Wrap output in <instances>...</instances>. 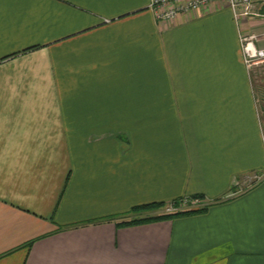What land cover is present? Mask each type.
<instances>
[{
	"label": "crops",
	"instance_id": "0c3cea01",
	"mask_svg": "<svg viewBox=\"0 0 264 264\" xmlns=\"http://www.w3.org/2000/svg\"><path fill=\"white\" fill-rule=\"evenodd\" d=\"M150 2L0 0V264H264V24Z\"/></svg>",
	"mask_w": 264,
	"mask_h": 264
},
{
	"label": "built area",
	"instance_id": "2783aa9c",
	"mask_svg": "<svg viewBox=\"0 0 264 264\" xmlns=\"http://www.w3.org/2000/svg\"><path fill=\"white\" fill-rule=\"evenodd\" d=\"M217 2L225 3L233 12L236 23L241 25L244 19L258 18L264 24V0H151L150 8L155 17L162 21H170L180 14H187L193 10L208 8ZM239 40L245 66L251 68L264 63V46H259L260 36L255 33H246L239 28ZM264 146V138H263ZM255 183L262 180L260 175H253ZM206 205L197 199H182L177 203H170L166 213L181 210L203 209Z\"/></svg>",
	"mask_w": 264,
	"mask_h": 264
},
{
	"label": "trees",
	"instance_id": "16d2710c",
	"mask_svg": "<svg viewBox=\"0 0 264 264\" xmlns=\"http://www.w3.org/2000/svg\"><path fill=\"white\" fill-rule=\"evenodd\" d=\"M164 206V204L159 203V204H149V205H144V206H139L134 208V211H141V210H148V209H157V208H162ZM201 210H186V211H177L175 213H171V214H166V215H160L157 217H151V218H145V219H138V220H131L128 222H121V223H117L116 227H129V226H136V225H140L146 222H151V221H159V220H164V219H171L174 217H179V216H184V215H188V214H192V213H197L200 212ZM110 220V219H107ZM100 222V220L98 221H94V222H90V223H97ZM31 243L28 244V246L30 247Z\"/></svg>",
	"mask_w": 264,
	"mask_h": 264
},
{
	"label": "rangeland",
	"instance_id": "374dc122",
	"mask_svg": "<svg viewBox=\"0 0 264 264\" xmlns=\"http://www.w3.org/2000/svg\"><path fill=\"white\" fill-rule=\"evenodd\" d=\"M251 79L257 91V102L264 124V63L257 64L251 68Z\"/></svg>",
	"mask_w": 264,
	"mask_h": 264
}]
</instances>
